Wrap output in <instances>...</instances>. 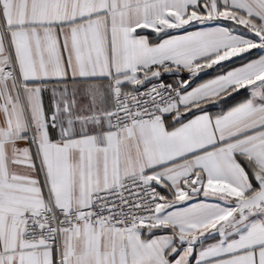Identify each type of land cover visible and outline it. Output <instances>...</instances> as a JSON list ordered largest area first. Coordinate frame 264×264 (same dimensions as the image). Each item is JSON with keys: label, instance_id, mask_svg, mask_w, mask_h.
<instances>
[{"label": "snow or ice", "instance_id": "1", "mask_svg": "<svg viewBox=\"0 0 264 264\" xmlns=\"http://www.w3.org/2000/svg\"><path fill=\"white\" fill-rule=\"evenodd\" d=\"M0 264H264V0H0Z\"/></svg>", "mask_w": 264, "mask_h": 264}]
</instances>
